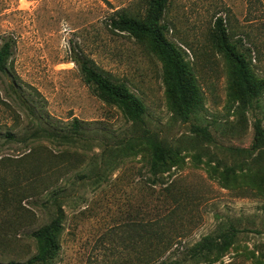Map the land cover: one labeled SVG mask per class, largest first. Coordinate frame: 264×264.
Segmentation results:
<instances>
[{
	"label": "rangeland",
	"instance_id": "rangeland-1",
	"mask_svg": "<svg viewBox=\"0 0 264 264\" xmlns=\"http://www.w3.org/2000/svg\"><path fill=\"white\" fill-rule=\"evenodd\" d=\"M120 8L142 14L144 1L0 0V46L12 42L0 72V263L35 254L29 234L50 220L56 196L62 229L49 264H120L130 257L134 224L170 210L162 196L169 189L168 197L172 192L181 201L179 215L168 222L179 235L176 243L190 247L225 219H242L247 230L225 251L187 264H264V180L238 151L249 148L255 121L264 129V88L240 109L231 65L212 30L220 17L229 44L264 83V0L169 1L164 35L180 50L201 96L188 122L172 113L162 63L146 41L108 28ZM73 52L141 100L145 128L173 149L158 172L162 184L152 182L151 151L136 138V127L81 81ZM12 84L45 124L68 132L76 119L81 139L22 141L31 122L12 99ZM175 247L171 253L179 257Z\"/></svg>",
	"mask_w": 264,
	"mask_h": 264
},
{
	"label": "trees",
	"instance_id": "trees-1",
	"mask_svg": "<svg viewBox=\"0 0 264 264\" xmlns=\"http://www.w3.org/2000/svg\"><path fill=\"white\" fill-rule=\"evenodd\" d=\"M143 1L142 14L132 15L126 8H120L109 17L107 26L113 32L125 33L138 41H146L162 63L172 113L179 120L188 122L197 114L201 106V96L180 50L164 35L167 27L162 23V18L170 0ZM212 30L218 49L231 65L232 83L240 103L239 107L244 111L259 98L264 83L254 77L244 56L229 44L230 36L220 17L215 19ZM11 46L12 42L9 40L4 41L0 46L1 73L6 69L11 55ZM71 61L76 66L81 81L91 89L92 93L97 98L117 106L136 127V138L142 140L151 151L149 172L152 182L162 184L159 181L158 172L173 154V149L165 146L156 133L145 128V107L141 100L123 84L113 81L108 73L99 69L91 59L81 53L73 52ZM10 89L12 99L26 112L31 122L29 133L22 141L47 138L72 143L81 139L80 123L76 119H73L70 125L71 130L68 132H61L49 123H46L49 127H43L42 124L45 123L41 120L42 117L37 115L33 107L25 105L26 101L14 89L13 84ZM195 131L211 138L205 127L197 126ZM5 137L11 141L16 140V137L10 133H6ZM122 145L123 143L120 146ZM238 151L248 156L249 167L264 180V129L259 121L253 123V137L249 148ZM227 170L233 171L229 168ZM169 194V189H165L162 195L163 206L166 203L171 204L167 213L156 214L155 218L148 222L140 221L134 224L132 230L134 238L127 248L130 257L120 264L195 263L211 254L225 251L241 233L247 232L245 227H241L242 219H225L210 234L190 247L182 245L181 242L176 243L179 235L177 231L171 232L168 222H172V217L179 215L176 211H179L181 201L175 193L171 192V196L168 197ZM49 203L53 208L50 220L29 234L35 242V254L25 262L10 261L0 264H49L54 260L59 249L58 239L62 229L63 211L58 197H52ZM250 223L254 224V219H250ZM175 245L176 250H180L177 252L179 257L171 253Z\"/></svg>",
	"mask_w": 264,
	"mask_h": 264
}]
</instances>
